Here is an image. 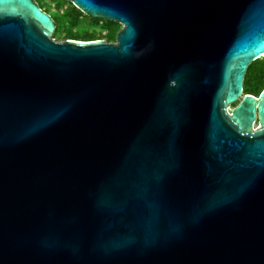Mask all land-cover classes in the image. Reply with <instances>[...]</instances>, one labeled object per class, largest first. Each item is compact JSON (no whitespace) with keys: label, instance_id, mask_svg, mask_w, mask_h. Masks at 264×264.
<instances>
[{"label":"water","instance_id":"obj_1","mask_svg":"<svg viewBox=\"0 0 264 264\" xmlns=\"http://www.w3.org/2000/svg\"><path fill=\"white\" fill-rule=\"evenodd\" d=\"M63 1L121 28L0 0V264H264V0Z\"/></svg>","mask_w":264,"mask_h":264},{"label":"trees","instance_id":"obj_2","mask_svg":"<svg viewBox=\"0 0 264 264\" xmlns=\"http://www.w3.org/2000/svg\"><path fill=\"white\" fill-rule=\"evenodd\" d=\"M39 6L41 9L44 8L45 12L52 13V18L57 24L54 34L57 40L95 41L103 39L107 42H114L121 28L115 22L89 18L70 2L63 0H56L54 6L43 4V0H39ZM263 89L264 57H261L248 66L243 80V93L258 97ZM235 105L236 103L233 107Z\"/></svg>","mask_w":264,"mask_h":264},{"label":"rangeland","instance_id":"obj_3","mask_svg":"<svg viewBox=\"0 0 264 264\" xmlns=\"http://www.w3.org/2000/svg\"><path fill=\"white\" fill-rule=\"evenodd\" d=\"M36 2L39 4V0H36ZM55 3H56V0H43V4H47V5H49V6H54ZM43 9H44V8H43ZM51 9H52V8H51ZM51 11H53V10H51ZM48 13H49V15H50L51 17H53V15H52L51 12H48ZM102 41H105V40L102 39ZM232 107H233V104L230 105V108H232ZM257 127H258V126L256 125L255 128H257Z\"/></svg>","mask_w":264,"mask_h":264},{"label":"flooded vegetation","instance_id":"obj_4","mask_svg":"<svg viewBox=\"0 0 264 264\" xmlns=\"http://www.w3.org/2000/svg\"><path fill=\"white\" fill-rule=\"evenodd\" d=\"M41 8V7H40ZM43 10V9H42ZM44 11V10H43ZM53 19V18H52ZM55 22V21H54ZM55 25H56V28H57V24L55 23ZM56 28H55V30H54V32H53V36H54V34H55V31H56ZM255 124L257 125L258 124V122H257V118H256V121H255Z\"/></svg>","mask_w":264,"mask_h":264},{"label":"bare ground","instance_id":"obj_5","mask_svg":"<svg viewBox=\"0 0 264 264\" xmlns=\"http://www.w3.org/2000/svg\"><path fill=\"white\" fill-rule=\"evenodd\" d=\"M254 128H255V126H254Z\"/></svg>","mask_w":264,"mask_h":264}]
</instances>
